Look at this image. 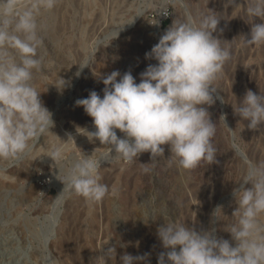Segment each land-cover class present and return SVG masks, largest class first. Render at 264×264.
<instances>
[{
	"label": "rangeland",
	"instance_id": "1",
	"mask_svg": "<svg viewBox=\"0 0 264 264\" xmlns=\"http://www.w3.org/2000/svg\"><path fill=\"white\" fill-rule=\"evenodd\" d=\"M238 3L233 8L227 0H60L42 16L43 68L36 74L35 86L54 126L21 160L0 162V264H120L125 252L151 253L150 264H157L163 248L156 230L169 221L197 229L215 227L218 237L231 241L225 230L235 222L232 190L246 172V164L234 155L233 141L251 162L264 163V124L249 130L248 122L233 109L247 90L264 92V45L243 44L242 36L249 35L251 25L247 0ZM210 10L221 17L213 35L222 44L230 42L232 51L215 81L214 98L218 95L225 103L216 99L205 106L217 124L214 143L219 163L185 170L170 162L167 145L162 146L163 154L151 159L142 153L132 163L113 153L108 163H101V183L110 189L101 202L89 203L63 191L58 179L75 159L83 153L101 158L108 151V146L78 133L82 130L77 128L95 129L92 118L75 101L93 90L102 97V78L113 71L131 72L139 83L140 73L157 63L146 59L145 53L172 22L183 20L186 13L199 18ZM59 78L66 81L63 89L56 87ZM58 145L63 147L64 161L54 166L47 155ZM143 163L150 172L142 171ZM59 187L62 198L57 197ZM218 206H222L216 212L219 221L212 224ZM33 229L39 231L38 237L32 235ZM113 246L116 257L107 258L103 252Z\"/></svg>",
	"mask_w": 264,
	"mask_h": 264
},
{
	"label": "clouds",
	"instance_id": "2",
	"mask_svg": "<svg viewBox=\"0 0 264 264\" xmlns=\"http://www.w3.org/2000/svg\"><path fill=\"white\" fill-rule=\"evenodd\" d=\"M59 2L0 0V162H18L54 126L35 79L43 68L40 49L45 26L41 18ZM227 5L235 8L240 3L227 0ZM246 14L251 29L247 37L242 36L243 44L264 45V0H247ZM257 18L261 22H254ZM220 20L212 10L199 18L186 13L183 20H174L159 42L145 53L146 59L157 63L140 73L139 83L131 72L121 75L113 71L102 78V97L93 90L87 98L75 101L92 118L95 129L77 128L82 130L77 132L90 142L108 146V151L101 158L83 153L75 159L63 178H57L64 185L63 191L89 203L101 202L110 192L109 186L101 183V163H108L113 153L132 163L142 153H149L151 159L163 154L162 146L167 145L170 162L185 170L219 163L214 143L217 124L205 106H212L216 99L225 103L218 95L214 98L218 89L215 81L232 58L230 42L222 44L213 35ZM65 86L66 81L59 78L56 87ZM233 109L248 122L249 130H258L264 124V92L247 90ZM116 130L123 136L118 137ZM232 150L246 164V172L232 190L235 222L225 230L231 241L218 237L215 227L197 229L169 221L156 230L163 248L157 264H264V163L251 162L235 141ZM47 156L54 166L62 164V145L54 146ZM143 164L142 171L150 172L147 163ZM219 210L222 206L215 209L212 224L219 221ZM103 253L107 258L116 257V248L109 247ZM150 256L125 252L120 264H150Z\"/></svg>",
	"mask_w": 264,
	"mask_h": 264
},
{
	"label": "bare ground",
	"instance_id": "3",
	"mask_svg": "<svg viewBox=\"0 0 264 264\" xmlns=\"http://www.w3.org/2000/svg\"><path fill=\"white\" fill-rule=\"evenodd\" d=\"M102 157V156H101ZM61 193H59L58 195H57V197L60 195ZM61 198H62V195H61ZM56 200H59L58 198L56 199ZM55 200V201H56ZM59 202V201H58ZM57 215V214H56ZM187 219V218H186ZM71 220V219H70ZM55 222V217L53 216V217H51V220H50V223H49V225H50V229H53V227H54V223ZM189 223V222H188ZM187 223V224H188ZM56 229H58L57 227H56ZM33 232V234L32 235H34L35 237H38L39 235H40V233H39V231L37 230V229H33L32 230ZM51 231H53V230H51ZM57 232V231H56ZM70 232V231H69ZM45 235V234H44ZM46 236V235H45ZM44 237V236H43ZM48 238V237H47ZM51 238V237H50ZM49 238V239H50ZM46 242V241H45ZM77 251V250H76ZM87 255V254H86ZM76 259V258H75ZM79 262V261H78ZM79 264H82V262L81 263H79ZM84 264V263H83Z\"/></svg>",
	"mask_w": 264,
	"mask_h": 264
},
{
	"label": "water",
	"instance_id": "4",
	"mask_svg": "<svg viewBox=\"0 0 264 264\" xmlns=\"http://www.w3.org/2000/svg\"><path fill=\"white\" fill-rule=\"evenodd\" d=\"M58 193H61L60 195H63V192L60 191V187H59V189H58Z\"/></svg>",
	"mask_w": 264,
	"mask_h": 264
},
{
	"label": "built area",
	"instance_id": "5",
	"mask_svg": "<svg viewBox=\"0 0 264 264\" xmlns=\"http://www.w3.org/2000/svg\"><path fill=\"white\" fill-rule=\"evenodd\" d=\"M168 15V14H167Z\"/></svg>",
	"mask_w": 264,
	"mask_h": 264
}]
</instances>
